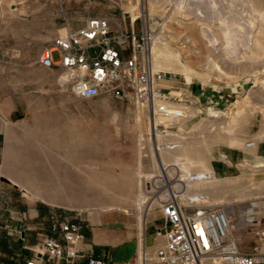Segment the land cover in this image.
Returning <instances> with one entry per match:
<instances>
[{
	"label": "rangeland",
	"instance_id": "374dc122",
	"mask_svg": "<svg viewBox=\"0 0 264 264\" xmlns=\"http://www.w3.org/2000/svg\"><path fill=\"white\" fill-rule=\"evenodd\" d=\"M148 1L140 0L138 4L133 0L136 7L133 16L127 8V0H0V102L15 108L13 113L1 117L8 128L0 175L10 185H17L15 198L24 201L21 205L24 209L37 204L47 205L65 216L80 213L79 217H87L94 213L105 219L126 215L138 234L136 224L142 214L147 220L146 227L153 219L155 222L152 227H145L144 233L160 229L157 227L161 223L159 208L151 194L158 185L159 171L163 172L160 165L154 168L151 149L158 144L148 108L141 106L147 116V126L143 127L139 160L140 129L135 117L138 102L122 101L106 94L81 98L73 93L70 85L65 83V87H60L58 79L63 74L60 69H46L39 61L41 53L50 49L58 38L74 32L91 17L111 18L115 22L114 30L121 24L125 30L133 26L138 31L143 22L149 21L160 33L167 16L176 13L174 0H157L153 14L147 9ZM254 1L264 6V0ZM186 53L192 54V48L184 50L183 58ZM207 54L224 72L228 71L225 63ZM58 58L56 51L53 59ZM195 64L198 70H203L211 63L198 57ZM255 69V73L233 70L209 79L196 77L192 82L181 73L163 71L166 79L173 82L165 91L167 103L183 107L188 114L181 130L179 123H172L167 132L197 142L194 152L207 155V149L201 145L203 138L213 146L219 141L218 134L230 126L238 133L248 123H255L256 128L263 125L264 62ZM209 110L216 115H210ZM174 139H165L160 145L174 143ZM154 151L160 160L158 150ZM220 158L227 161L223 155ZM139 161L141 174L153 172L156 176L141 177ZM217 166L225 168L221 163ZM168 171V179L180 178V171L174 166H169ZM225 171L227 175L214 174L217 178L238 179L236 189L243 188L251 195L239 200L232 196L238 194L234 190L226 201L209 204L222 210L223 203L232 197L231 204L238 209L241 205L248 206L255 196L264 200V182L247 177L248 174H264V167L252 168L245 160ZM138 179H142L146 197L141 209L132 203ZM53 183H60L63 190L55 191ZM108 205L127 209L122 212L123 209L106 211L102 208ZM245 211L243 209L241 214L243 220ZM57 213L51 215V222L60 220ZM263 227L264 212L255 224L241 226L238 234L228 239H234L241 253H250L255 248L261 251V238L256 231Z\"/></svg>",
	"mask_w": 264,
	"mask_h": 264
},
{
	"label": "built area",
	"instance_id": "2783aa9c",
	"mask_svg": "<svg viewBox=\"0 0 264 264\" xmlns=\"http://www.w3.org/2000/svg\"><path fill=\"white\" fill-rule=\"evenodd\" d=\"M160 40L149 21L143 22L138 31L133 26L125 30L121 24L114 30L109 19L91 17L74 32L58 38L41 53L39 61L46 69H60L66 75V84L81 98L106 94L145 105L157 137L167 132L164 122H156L158 118L182 116L180 110L167 107V93L159 85L166 73L153 68L152 45ZM56 51L59 58L54 60ZM252 145L251 141L246 143L247 147ZM161 146L173 149L178 145ZM207 175L193 173L190 180L209 179ZM158 177L151 195L164 223V243L153 251L142 248L140 264H264V253L258 248L250 253L224 250L230 224L226 211L205 202L201 195L185 199L186 182L175 188L174 179ZM51 230L57 234L44 236L37 245L39 255L50 257L45 264H74L85 256L86 264H107L78 248L84 235L76 223L55 219ZM256 235L264 238V227L258 228ZM40 263L41 257H37V261L26 264Z\"/></svg>",
	"mask_w": 264,
	"mask_h": 264
},
{
	"label": "bare ground",
	"instance_id": "6f19581e",
	"mask_svg": "<svg viewBox=\"0 0 264 264\" xmlns=\"http://www.w3.org/2000/svg\"><path fill=\"white\" fill-rule=\"evenodd\" d=\"M134 1L138 4L140 3V0ZM132 2L133 0H127V8L134 16L136 7ZM147 6L150 14H153L157 8V0H149ZM174 6L176 7V13L167 16V19L161 25L162 31L157 33V38H161L162 40L152 45V61L155 70L181 73L186 76L188 82H192L196 77L209 79L213 76H220L226 72V74H228L233 70H242L243 72L251 71L255 73L256 65L264 62V6L257 5L254 0H174ZM214 23L216 24L214 25ZM182 39L184 43L180 42ZM187 47H191L193 53L190 55L186 53V56L183 58L184 50H186ZM207 53L215 55L218 60L225 63L228 66V71L224 72V70L217 65L216 61L210 60ZM198 57L211 63L208 65L207 69H197L195 59ZM58 83L60 87H65L66 75H64V73L59 77ZM172 83L173 82L169 79L159 81V85L164 92L168 90V86L172 85ZM262 84L264 86V79ZM166 104L170 109L174 108L180 110L182 116L158 118L156 122H164L167 127L172 123H179V130H181V125L188 116L187 112H185L184 108L181 106L172 107L169 103L166 102ZM141 106L144 105L138 103L136 106L135 116L140 129L138 132L139 160L142 156L141 142L143 138V127L145 128L147 126V116L141 111ZM208 113L213 116L216 115V113L211 110H209ZM236 134L233 126H230L224 133L218 134V142H226V144L230 146H238L240 141ZM256 138L264 139V130H262ZM165 139H174L173 142L178 146L173 149L161 147L160 143ZM156 140L158 145L155 149L158 150L160 160L155 156V149L152 148L154 168L160 165L163 174L159 171L158 176L163 177L165 181L168 180L169 166H174L180 171V178L175 181L186 182V190L184 192L185 199L201 195L205 202H216L214 204H219V202L226 201L227 198H229V194H233L231 191L234 190H237L236 192L238 194L232 196L239 200L251 195V193L244 191L243 188L236 189L239 184L238 179L217 178L215 176L210 164V159L222 157L216 147L217 143L213 146L209 145L205 138H203V140H201V145L207 149L208 153L207 155H202L194 152L197 147V142L171 135L168 132L163 135H158ZM251 142L253 144L252 146H254L255 142ZM245 160L247 165L252 168L264 167V161L257 157L253 153V150H250ZM138 163V174L140 175L141 163L140 161ZM193 173H196L199 177L209 174V176L207 175L209 179L190 180ZM143 176L152 178L155 177L156 174L150 172L141 174V177ZM247 177L251 180L264 182V174H248ZM180 182L175 184V188H180L182 184ZM53 184L56 186L55 191L63 190L60 183ZM142 184V179L136 181L137 194L132 203L136 205L137 209H141L146 202ZM216 192L218 193L215 194ZM230 199H232V197H230ZM230 199H228L229 202H224V205L221 207L223 211H226L230 219L225 240L227 245L224 250L240 252L237 243L233 241L234 239L229 240L228 238L237 235L241 226L255 224V221L258 220V217L264 212V200L255 196L248 206L241 205L237 209L236 206L233 207ZM112 206L113 205L102 206V208L106 211L123 209L122 212H126L125 209H127L120 205L115 208H112ZM243 209H246L245 220H243L241 216ZM146 221V218H144L142 214L138 217L136 224L139 229L138 236L140 237L141 245L144 241L145 243L147 242L148 245H152L153 238L143 237V230L147 224ZM260 247L261 252L264 253V238L260 240Z\"/></svg>",
	"mask_w": 264,
	"mask_h": 264
},
{
	"label": "crops",
	"instance_id": "0c3cea01",
	"mask_svg": "<svg viewBox=\"0 0 264 264\" xmlns=\"http://www.w3.org/2000/svg\"><path fill=\"white\" fill-rule=\"evenodd\" d=\"M109 21L114 28L115 22L111 18ZM14 111L15 108L10 107L8 103L0 102V166L8 128L7 122L2 121L1 117H5ZM262 130H264V124L256 128L255 123H248L237 133V138L240 141L238 146H230L226 142H217L218 152L227 161L222 158L212 159L213 172L218 175H227L225 168L245 161L250 150H253L257 157L264 160V139L256 138ZM248 141H254L255 145L247 147ZM218 163H221L225 168H219ZM15 186L17 185H10L4 181L0 175V264H26L30 260L37 261V257H41L40 264L49 263L50 257L37 253V245L44 236L57 234L51 230L50 218L52 214L57 212L49 209L47 205L37 204L28 205L24 209L21 206L24 201L15 198ZM10 200L11 205L9 204ZM18 202L20 203L19 207ZM57 214H59L61 221H70L79 226L84 235V240L78 244V248L83 250L84 255L91 252L93 256L105 260L107 264H140L139 255L142 248L153 251L158 245L164 243L162 219L161 223L157 225L160 232L155 230L144 233V238L153 236L152 245H148L145 241L141 245L136 227L128 221L126 215H112L101 219L94 213L87 217H79L80 213L71 216H65L62 213ZM159 217L161 218V215ZM153 225H155L154 219L148 227ZM74 264H86V256L76 259Z\"/></svg>",
	"mask_w": 264,
	"mask_h": 264
}]
</instances>
